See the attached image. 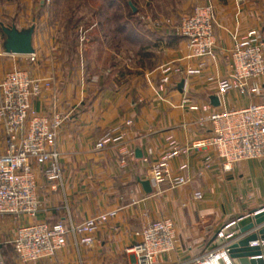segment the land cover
Returning a JSON list of instances; mask_svg holds the SVG:
<instances>
[{
	"label": "crops",
	"instance_id": "crops-1",
	"mask_svg": "<svg viewBox=\"0 0 264 264\" xmlns=\"http://www.w3.org/2000/svg\"><path fill=\"white\" fill-rule=\"evenodd\" d=\"M150 1L149 9H152L146 14L150 17L137 15L140 29L146 26V31H137V38L148 42V48L138 55L136 71L126 81L114 79L112 75L115 67L109 66L107 38L94 33V28L99 30L98 23L81 33L80 38L86 39L85 53L77 49L76 64L46 62L33 68L22 59L26 57H8L15 69H32L42 85L49 84L42 96L34 100V110L49 112L55 105L65 118L57 140L63 185L53 190L37 172L41 206L38 220L50 224L62 221L68 227L70 221L79 225L93 216L119 209L117 218L95 235L92 247L77 249L69 240L51 264H134V257L127 249L139 240L137 233L160 218L174 221L176 247L155 264H202L212 253L225 257L222 256L225 226L264 207V160L242 161L230 173H225L211 147H192L211 136L210 124L200 122L208 114L192 113L182 106L184 97L199 106L210 105L209 98L217 95V89L207 77L220 79L228 73L234 36L256 30L264 39V2ZM206 3H211L216 11L214 57L204 61L202 76L183 79L182 91L173 86L161 92L160 67L187 56L184 42L175 30L177 17L182 16V10L177 8L181 4L184 13H190L195 6ZM141 8L144 9L142 5L136 8L137 13ZM45 21L46 17L38 20L34 35L38 55L39 24ZM33 24L36 25V20ZM115 58L126 65L124 54H116ZM147 63L152 66L148 68ZM181 64L195 67L196 61L184 60ZM120 67L117 65V69ZM252 85L257 89L255 94L247 96L232 91L222 98L219 108L211 107L212 112L264 101V78ZM128 120L133 125L127 129L125 139L135 152L133 159L122 162L114 147L103 151L95 148L104 134ZM168 139L184 147L180 157L171 161L168 168L175 175L186 165L183 175L190 179L186 186L173 187L165 181L157 187L151 182L153 165L144 163L143 159L152 152L156 160L168 149ZM137 150L142 154L140 159L136 157ZM208 156L213 160L205 168L204 159ZM147 180L151 183V193H146L141 184ZM197 192L203 195L201 201L193 198Z\"/></svg>",
	"mask_w": 264,
	"mask_h": 264
},
{
	"label": "built area",
	"instance_id": "built-area-1",
	"mask_svg": "<svg viewBox=\"0 0 264 264\" xmlns=\"http://www.w3.org/2000/svg\"><path fill=\"white\" fill-rule=\"evenodd\" d=\"M262 9L264 19V3ZM216 22V11L211 3L195 6L180 20L175 30L184 42L187 56L160 67L161 92L176 86L181 79L204 74V61L215 55ZM155 25L159 26L158 23ZM233 41L226 76L220 79L207 77L209 83L216 84L220 102L232 91L247 96L255 94L257 89L252 83L264 78V39L260 33L251 30L245 35L234 36ZM8 57L0 50V58ZM184 60L196 61V66L184 67L181 64ZM26 61L37 68L40 58L36 52L26 57ZM48 87L49 84L42 85L32 69L16 68L0 79V230L9 233L7 243L12 246L18 264H51L68 246L69 240L77 249L92 247L96 242L95 235L119 213V209L101 213L79 225L70 221L68 227L62 221L50 224L38 220L41 206L37 172L53 190L63 185L57 140L65 118L55 105L43 113L33 108L34 100ZM182 106L192 113L208 114L200 122L210 124L211 136L195 142L192 147H211L225 173H230L239 162L264 160V101L244 108L212 112L209 104L199 106L184 97ZM132 125L133 122L128 120L109 130L95 148L103 151L114 147L122 162L133 159L135 152L125 139L126 131ZM167 146L156 160L152 152L143 159L144 163L153 165L152 184L159 187L168 181L173 187L188 185L190 179L183 175L186 165L175 175L168 168L171 161L180 157L184 147L172 139H168ZM212 160L211 156L204 159L205 168ZM193 198L201 201L203 195L197 192ZM136 236L139 240L127 249L134 257V264H155L176 247L175 223L170 218L150 222ZM2 244L0 241V264H4ZM222 254L226 256V251ZM218 255L212 253L207 260Z\"/></svg>",
	"mask_w": 264,
	"mask_h": 264
},
{
	"label": "rangeland",
	"instance_id": "rangeland-1",
	"mask_svg": "<svg viewBox=\"0 0 264 264\" xmlns=\"http://www.w3.org/2000/svg\"><path fill=\"white\" fill-rule=\"evenodd\" d=\"M113 1L121 3L120 7L112 5ZM129 2L135 8L142 5L144 9L141 8V12L133 14ZM150 4V0H0V22L6 26L16 25L19 28H28L34 20H36L35 26H38V20L46 17V21L39 24L38 36L41 35V37L38 66L46 62L60 61L76 64L77 49L81 51L80 53H85L83 48L86 39L80 38L81 33L89 31L91 27L93 29L96 23L99 26L103 25L102 28L99 27V30L94 28V33H97L99 37L104 34L107 38L109 66L115 67V71H112L114 79L126 81L136 71L138 55L148 48V42L140 41L133 32L146 31V26L142 25L140 29L137 15L149 18L150 16L147 17L146 14H150L152 9H149ZM183 8L181 4L177 8L180 12L182 10V16L179 15L176 20L178 24L183 17L192 12L191 10L190 13H184ZM122 15L125 16L123 21H126V30L123 34L118 31L122 24L120 20ZM120 53L124 54L125 66L115 58V55ZM10 61V58H0V79L7 72L15 69ZM119 64L121 67L117 69ZM147 66L149 68L152 65L147 63ZM9 239V233L6 230H0V241L4 246L2 251L4 264H18L12 246L7 243Z\"/></svg>",
	"mask_w": 264,
	"mask_h": 264
},
{
	"label": "water",
	"instance_id": "water-1",
	"mask_svg": "<svg viewBox=\"0 0 264 264\" xmlns=\"http://www.w3.org/2000/svg\"><path fill=\"white\" fill-rule=\"evenodd\" d=\"M129 6L133 13L137 10L131 2ZM36 31L35 24L28 28L19 29L16 25L11 27L0 22V48L8 56L28 57L36 53L33 40ZM185 86V80H181L174 87L182 91ZM210 106L219 108L220 99L217 95L209 98ZM136 157L142 158L139 150L136 151ZM146 193H151V183L149 180L141 182ZM226 230L225 251L226 258H220L219 264H264V207L255 210L250 215L240 217L230 226H225ZM259 242L261 244H259Z\"/></svg>",
	"mask_w": 264,
	"mask_h": 264
},
{
	"label": "trees",
	"instance_id": "trees-1",
	"mask_svg": "<svg viewBox=\"0 0 264 264\" xmlns=\"http://www.w3.org/2000/svg\"><path fill=\"white\" fill-rule=\"evenodd\" d=\"M115 4V6H117V8H119L120 7V4L121 3H119V2H117V3H114V1H113V3H112V5H114ZM117 4V5H116ZM122 22V24L120 25V27L118 28V31L119 32H122V34H123V32L126 30V21H123V20H125V16L124 15H122V17H121V19H120ZM99 25V24H98ZM99 27H103V25L102 26H99ZM98 27V28H99ZM135 35V37L137 38V32H133ZM138 39V38H137ZM139 40H140V38H139ZM140 41H142V40H140ZM3 249H4V246H3V244H2V248H1V251H3Z\"/></svg>",
	"mask_w": 264,
	"mask_h": 264
},
{
	"label": "bare ground",
	"instance_id": "bare-ground-1",
	"mask_svg": "<svg viewBox=\"0 0 264 264\" xmlns=\"http://www.w3.org/2000/svg\"><path fill=\"white\" fill-rule=\"evenodd\" d=\"M222 256H223V254H222ZM218 258H219V259H220V258L225 259L226 263H228V260H227L226 256H225V257H220V256L218 255V256H216V257L213 258V259H209V260L205 261L204 264H219V259H218Z\"/></svg>",
	"mask_w": 264,
	"mask_h": 264
}]
</instances>
